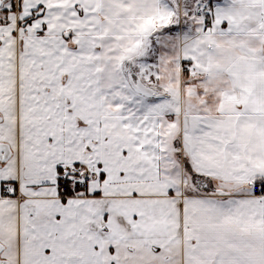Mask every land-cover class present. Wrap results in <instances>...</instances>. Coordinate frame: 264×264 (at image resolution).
Listing matches in <instances>:
<instances>
[{"label": "snow or ice", "instance_id": "1", "mask_svg": "<svg viewBox=\"0 0 264 264\" xmlns=\"http://www.w3.org/2000/svg\"><path fill=\"white\" fill-rule=\"evenodd\" d=\"M0 264H264V0H0Z\"/></svg>", "mask_w": 264, "mask_h": 264}]
</instances>
